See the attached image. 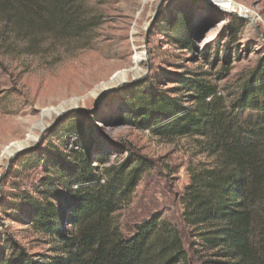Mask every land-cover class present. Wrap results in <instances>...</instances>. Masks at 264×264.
I'll use <instances>...</instances> for the list:
<instances>
[{
	"label": "rangeland",
	"instance_id": "obj_1",
	"mask_svg": "<svg viewBox=\"0 0 264 264\" xmlns=\"http://www.w3.org/2000/svg\"><path fill=\"white\" fill-rule=\"evenodd\" d=\"M218 1H88L83 14L96 15L99 24L80 40L60 39L51 31L18 34L12 23L0 19V175L5 172L0 181V251L9 246L10 236L43 264H64L62 243L29 222L26 204L28 195L39 196L45 177L58 179V174L28 159L54 145L67 153L79 149L80 143H91V162L103 183L106 168L125 162L130 151L148 161L135 191L115 214L122 232L130 236L138 224L158 215L178 227L191 260L197 261L192 250L195 228L184 218L183 197L191 173L214 161L207 150L209 136L161 134L141 126L137 117L130 116L124 99L131 88L145 84L195 109L197 100L184 88L179 74L198 73L230 105L264 60V0H231V11ZM184 14L189 45L183 44L180 31L170 27ZM134 67L138 75L117 82ZM121 83L99 103L103 91ZM73 100H79L83 109L58 119ZM46 109L53 110L44 115ZM257 113L243 111L245 117ZM77 117L84 123L88 141L74 130L67 131L66 123ZM55 119L38 147L17 156L6 168L5 154L15 145L28 144L31 131L39 132V123L51 125Z\"/></svg>",
	"mask_w": 264,
	"mask_h": 264
},
{
	"label": "trees",
	"instance_id": "obj_2",
	"mask_svg": "<svg viewBox=\"0 0 264 264\" xmlns=\"http://www.w3.org/2000/svg\"><path fill=\"white\" fill-rule=\"evenodd\" d=\"M88 1L0 0V19L18 34L51 31L60 39L80 40L99 24L96 15L83 14ZM188 25L185 14L170 25L187 45ZM198 75L179 74L197 100L195 109L145 84L131 88L124 99L141 126L161 134L209 136L207 150L214 161L191 173L183 197L184 218L195 228L197 261L191 260L178 227L160 216L138 224L130 236L115 220L148 161L130 151L125 162L106 168L103 183L91 162V143H80L67 153L54 145L28 159L58 174V179L45 177L38 197L23 199L29 222L62 243L64 264H264V60L229 106ZM247 109L258 113L245 117ZM66 128L88 141L80 118L69 120ZM8 241L0 264H43L18 241L10 236Z\"/></svg>",
	"mask_w": 264,
	"mask_h": 264
},
{
	"label": "bare ground",
	"instance_id": "obj_3",
	"mask_svg": "<svg viewBox=\"0 0 264 264\" xmlns=\"http://www.w3.org/2000/svg\"><path fill=\"white\" fill-rule=\"evenodd\" d=\"M218 3H219V5L221 6V8H224V9H226V10H228V11H231V10H233V8H234V3L231 1V0H219L218 1ZM242 16H244V17H246L245 15H242ZM246 18H249V17H246ZM140 57L138 56V59H139ZM138 61V60H137ZM138 72H139V70H138V68L137 67H134V68H130V69H128V70H126L124 73H122L119 77H118V80H117V82H123V81H126V80H128V78L130 77V76H135V75H138ZM120 85V84H119ZM114 87V86H113ZM108 90V89H107ZM106 91V90H105ZM105 91H103V93L105 92ZM102 93V94H103ZM101 94V95H102ZM100 95V96H101ZM79 103H80V101L79 100H73L68 106H69V108L70 107H72V106H78L79 105ZM67 107V106H66ZM66 107H63V108H66ZM68 108V109H69ZM53 110V109H52ZM52 110H48V109H46L43 113H44V115L46 114V113H51V111ZM65 110H67V109H65ZM43 115V116H44ZM58 116V115H57ZM56 118V117H55ZM48 125V122L47 121H43V122H41V123H39V125H38V127H37V130L39 131H37L38 133H36V131H31V133H30V135H29V137H28V139H29V142H28V144H30V143H34L35 142V140L37 139V137L39 136V133L41 132V130L44 128V127H46ZM26 144V143H25ZM23 145V144H22ZM22 145H15V146H13V148H11L6 154H5V156L6 157H8V159H9V157H10V155H11V153L12 152H14L15 150H17L18 148H20ZM8 161V160H7Z\"/></svg>",
	"mask_w": 264,
	"mask_h": 264
},
{
	"label": "water",
	"instance_id": "obj_4",
	"mask_svg": "<svg viewBox=\"0 0 264 264\" xmlns=\"http://www.w3.org/2000/svg\"><path fill=\"white\" fill-rule=\"evenodd\" d=\"M234 13L237 14V15H239V16H241V17H244V16H242L241 14L237 13L236 11H234ZM250 20L253 21L252 18H251ZM121 85H122V83H121L120 85H116V86L111 87L110 89L106 90V91H105V92H104V93L98 98L99 103H101L102 101H104V100H105V99H106L111 93H113L115 90H117L118 88H120ZM75 109H83V108H82V107H79V106H72V107H70V108L67 109V110H62V111H60L59 114H58V117H57V118L59 119V117H61L63 114L67 113L68 111L75 110ZM58 119H55L54 123H52L51 125L49 124L48 126L44 127V128L41 130L39 136L37 137V139L35 140L34 143H32V144H24V145H22L20 148H18V149L15 150L14 152H12L11 155H10V157H9V159H8V161H7V167H6V168L9 167L10 163L12 162V160H13L14 158H16L17 156H19V155H21V154H23V153H25V152H28V151H31V150L36 149V148L38 147V145L40 144V142H41L42 135L44 134V132H45L48 128H50L53 124H56L55 122H57ZM4 174H5V172L2 173V174L0 175V181H1V178L3 177Z\"/></svg>",
	"mask_w": 264,
	"mask_h": 264
}]
</instances>
